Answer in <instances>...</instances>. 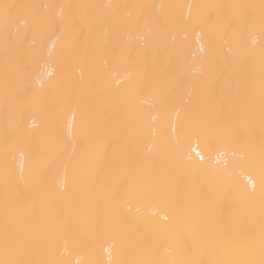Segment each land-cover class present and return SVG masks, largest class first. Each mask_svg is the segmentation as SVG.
<instances>
[{"label":"bare ground","instance_id":"bare-ground-1","mask_svg":"<svg viewBox=\"0 0 264 264\" xmlns=\"http://www.w3.org/2000/svg\"><path fill=\"white\" fill-rule=\"evenodd\" d=\"M0 264H264V0H0Z\"/></svg>","mask_w":264,"mask_h":264}]
</instances>
